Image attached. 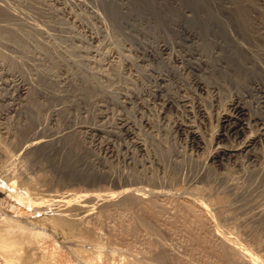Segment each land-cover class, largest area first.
<instances>
[{
	"label": "rangeland",
	"instance_id": "obj_1",
	"mask_svg": "<svg viewBox=\"0 0 264 264\" xmlns=\"http://www.w3.org/2000/svg\"><path fill=\"white\" fill-rule=\"evenodd\" d=\"M14 1L0 3V198L14 181L33 203L7 194L0 220L40 234L23 230L15 264H247L244 248L264 264V0ZM219 146L233 150L210 157Z\"/></svg>",
	"mask_w": 264,
	"mask_h": 264
},
{
	"label": "bare ground",
	"instance_id": "obj_2",
	"mask_svg": "<svg viewBox=\"0 0 264 264\" xmlns=\"http://www.w3.org/2000/svg\"><path fill=\"white\" fill-rule=\"evenodd\" d=\"M6 1H7V0H6ZM8 1H9V0H8ZM12 1H13V0H11L10 4L13 3ZM15 1H16V0H15ZM15 1H14V2H15ZM17 1H18V0H17ZM17 1H16V2H17ZM31 1H34V0H31ZM41 1H42V0H41ZM46 1H47V0H46ZM3 2H4V1H3ZM16 2H15V3H16ZM38 2H39V1H38ZM0 3H2V0L0 1ZM4 3H5V2H4ZM8 3H9V2H8ZM8 3H7V6L9 5ZM15 3H14V4H15ZM18 3H19V2H18ZM33 3H34V2H33ZM33 3H32V4H33ZM40 3H43V2H40ZM44 4H45V2H44ZM2 5H3V4H2ZM2 5H0V6H2ZM11 5H12V4H11ZM20 5H21V4H20ZM23 5H24V4H23ZM3 6H4V5H3ZM3 6H2V7H3ZM12 6H13V5H12ZM21 6H22V5H21ZM21 6H20V7H21ZM25 6H26V5H24L23 7H25ZM27 6H28V5H27ZM33 6H34V4H33ZM5 7H6V4H5V6H4V9H5ZM14 7H17V6H14ZM14 7H10V6H8V8H14ZM30 7H31V6H30ZM30 7H29V8H30ZM37 7H38V6H37ZM6 8H7V7H6ZM17 8H18V9H17ZM17 8H16V10H17L18 12H17V11H16V12L19 14V16H22V14L20 15V13H19L20 11L22 12V10H20L21 8H20V9H19V7H17ZM32 8H33V7H32ZM32 8H31L30 10H32ZM34 8H35V7H34ZM0 9H1V7H0ZM2 9H3V8H2ZM2 9H1V10H2ZM22 9H23V8H22ZM24 9H25V8H24ZM37 9H38V8H37ZM39 9H41V8H39ZM39 9H38V10H39ZM10 10H11V9H10ZM12 10H13V9H12ZM12 10H11V11H8V12H12ZM35 10H36V9H35ZM25 11H26V10H24V12H25ZM27 11H28V10H27ZM27 11H26V12H27ZM46 11H47V10H46ZM8 12H6V14H8ZM16 12H15V13H16ZM24 12H23V13H24ZM30 12H31V11H29V13H30ZM32 13L35 14L33 11H32ZM12 14H14V13H11V16H12ZM16 15H17V14H16ZM23 15H24V14H23ZM17 16H18V15H17ZM26 16H27V15H26ZM5 17L7 18V16H5ZM8 18H10V17H8ZM13 18H14V16H13ZM10 19H11V18H10ZM14 19H15V18H14ZM22 19H24V18H22ZM22 19H20V20H22ZM15 20H16V19H15ZM25 21H26V20H25ZM14 22H15V23H20V22H18L17 20L14 21ZM21 22H22V21H21ZM23 22H24V21H23ZM15 25H16V24H15ZM13 28H15V27H13ZM6 30H7V29H6ZM6 30H5V31H6ZM14 30H15V29H14ZM227 33H228V32H227ZM0 34H1V33H0ZM2 34H3V33H2ZM228 35H230V34H228ZM3 36H4V34H3ZM263 78H264V77H263ZM261 80L264 81L262 78H260V80H258V82H260ZM3 81H4V80H3ZM5 83H6V82H5ZM5 83H4V84H5ZM7 83H8V82H7ZM262 85H264V82L262 83ZM263 87H264V86H263ZM18 89H19V88H18ZM17 93H18V92H17ZM19 95H20V94H19ZM19 95H18V97H19ZM237 96L240 97L239 95H237ZM2 98H3V97H2ZM21 98H22V96H21ZM3 99H4V98H3ZM232 99H233V98H232ZM0 100H1V99H0ZM244 107H245L244 104H241V102H240L239 99H238V100L235 99V100L232 101V108H233L232 110H234V112L237 114V116H243V115L245 114V110H244L245 108H244ZM14 110H15V109H14ZM223 113H224V112H223ZM226 115H227V113H226ZM229 115H230V114H229ZM234 115H235V114H234ZM222 116H223V115H222ZM230 116L232 117L233 115H230ZM223 117H225V115H224ZM226 118H227V117H226ZM226 118H225V119H226ZM229 118H230V117H229ZM236 118L238 119L239 117H236ZM227 119H228V118H227ZM241 119H242V117H241ZM239 120H240V119H239ZM239 124L242 125L240 122H239L238 124L235 123L234 125L231 126V129L237 127ZM243 124H244V123H243ZM245 124H246V123H245ZM245 124H244V125H245ZM244 125L241 126V129H243ZM246 126H247V125H246ZM246 126H245V127H246ZM235 129H236V128H235ZM241 129H240V130H241ZM244 129H245V128H244ZM236 130H237V129H236ZM243 131H244V130H243ZM243 131H242V132H243ZM192 132H193V131H192ZM240 132H241V131H240ZM238 133H239V132H238ZM243 133H244V132H243ZM131 134H132V133H131ZM236 134H237V133H236ZM223 135H224V133H222V132H221V133H217V134L215 135V138L219 140ZM134 136H135V134H134ZM249 136H250V135H249ZM192 137H193V138H197L198 141H196V142H198V143L201 141L200 138H198L197 135H196L195 133L192 134ZM233 137H234V136H233ZM246 139H247V140H246ZM246 139H245V142H246V143L244 144L243 147H247V145H249L250 143H252L251 141H253L254 137H253V138H252V137H248V138L246 137ZM135 140H136V139H135ZM135 140H134V141H135ZM216 145H217V144H216ZM242 145H243V144H242ZM139 146H141V145H139ZM222 146H223V145H222ZM4 147H5V146H4ZM219 147H220V146H219ZM2 148H3V147H2ZM241 148H242V147H241ZM3 149H4V148H3ZM216 149H217V147H216ZM214 150H215V149H214ZM231 150H233V149L226 148V147H220V148H218V149H217V150H216V151H215L210 157H212V158H214V157H220L221 155L228 154ZM5 151H6V150L4 149L3 152H5ZM1 153H2V151H1ZM6 175H7V174H6ZM0 176H1V174H0ZM12 176H14V175H12ZM12 176H11V177H12ZM256 176H257V175H256ZM7 177H8V176H7ZM12 179H13V178H11V180H12ZM7 180H8V179H7ZM11 180L9 179L8 181H11ZM15 180H16V179H15ZM24 183H25V182H24ZM14 184L16 185V183H14V181L10 182V184H7L6 182H2V185H3V186H5V187L7 186L6 188L4 187L5 189L3 190V191H6V196H7V194H8V195H11V196H15V197H14V198H15L14 201H15L16 199H18V200H21V202H22V200L25 201L24 198H26V201H28L29 203L27 202V204H26V203H25V204H26L27 208H29V206H31V203H33V202H32L33 197L29 196V194H28L27 192H24L25 194L21 193L20 191H14V192L12 193L11 191H13V189L16 187V186L14 187ZM25 184H26V186H27L28 183H25ZM17 186H19V185L17 184ZM131 186H132V185H131ZM27 187H29V188H27V189H30V188L32 189V186H31V185H29V186H27ZM38 187H39V186H38ZM2 188H3V187H2ZM7 188H8V190H7ZM16 188H18V187H16ZM34 188H35V186H34ZM42 188H43V187H42ZM131 188H132V189H135L134 187H131ZM31 189H30V190H31ZM123 189H124V188H123ZM126 189H129V188H126ZM132 189H129V190H127V191L130 192V190H132ZM136 189H137V188H136ZM136 189H135V190H136ZM16 190H17V189H16ZM18 190H19V189H18ZM46 190H47V189H46ZM3 191H2V192H3ZM27 191H28V190H27ZM31 191H32V190H31ZM34 191H36V190H35V189L33 190V193L35 194ZM38 191H40V190H38ZM54 191H56V190H54ZM123 191H125V190H123ZM132 191H133V190H132ZM136 191H138V190H136ZM136 191H135V192H136ZM146 191H147V190H146ZM40 192H41V191H40ZM49 192H50V191H49ZM121 192H122V191H121ZM135 192H134V193H135ZM139 192H140V191H139ZM150 192H152V191H150ZM33 193H32V194H33ZM44 193H45V192H44ZM50 193H51V192H50ZM54 193H56V192H54ZM130 193H131V192H130ZM144 193H145V192H144ZM146 193H147V192H146ZM146 193H145V194H146ZM164 193H165V192H164ZM170 193H171V192H170ZM0 194H1V193H0ZM30 194H31V193H30ZM56 194H57V193H56ZM61 194H62V193H61ZM136 194H137V193H136ZM139 194H140V193H139ZM142 194H143V191H142ZM142 194H141V195H142ZM150 194H151V193H150ZM161 194H162V193H161ZM173 194H174V193H173ZM173 194H172V195H173ZM176 194H177V193H176ZM185 194H186V193H185ZM188 194H189V193H188ZM45 195H46L47 197H48V196H51V195H48L47 193H46ZM45 195H43V196H45ZM53 195H55V194H53ZM69 195H70V194H69ZM76 195H79V194H76ZM76 195H74V196H76ZM141 195H140V197H142ZM147 195H148V193H147ZM1 196H2V195H0V197H1ZM6 196H4L3 199H4ZM11 196H10V197H11ZM56 196H58V195H56ZM63 196H65V195H63ZM63 196H62V197H63ZM79 196H80V195H79ZM100 196H101V195H100ZM144 196H146V195H143V197H144ZM179 196H180V195H179ZM186 196H189V195H186ZM10 197H9V198H10ZM38 197H39V196H38ZM47 197H46V198H47ZM52 197H53V196H52ZM54 197H55V196H54ZM59 197H60V196H59ZM59 197H58V198H59ZM34 198H35V197H34ZM40 198L42 199V197H40ZM43 198H44V197H43ZM46 198H44V199H46ZM158 198H159V197H158ZM179 198H180V197H179ZM1 199H2V198H0V200H1ZM3 199H2V201H3ZM44 199H43V200H44ZM51 199H52V198H51ZM59 199H60V198H59ZM61 199H62V198H61ZM96 199H98V198L96 197ZM171 199H172V198H171ZM180 199H182V198H180ZM187 199H188V201L192 202L195 206H197V207H198L200 210H202V211H205V210L208 209V206H207L208 204L205 203L204 201L200 200V198L198 199V198H196V197L193 198V197L190 196V197H187ZM4 200H5V201H4V203H5V202H6V199H4ZM8 200H9V199H8ZM10 200H11V198H10ZM36 200H37V199H36ZM38 200H39V198H38ZM38 200H37V201H38ZM69 200H70V198H69ZM69 200H68V203H70ZM75 200H76V199H75ZM176 200H177V199H176ZM2 201H1V202H2ZM24 201H23V202H24ZM26 201H25V202H26ZM39 201H40V200H39ZM39 201H38V202L34 201V202H35V204H36V203L39 204ZM64 201H65V203H67V200H64ZM70 201H73V200H70ZM11 202H13V201L11 200ZM11 202H10V203H11ZM17 203H19V202H17ZM61 203H62V202H61ZM71 203H72V202H71ZM71 203H70V205H71ZM75 203H76V204H79V208H80L82 211H86L87 209H90L89 207L87 208V205H86V204H84V203L82 204V202L80 203V201H79V203H77V202L75 201ZM2 204H3V202H2ZM8 204H9V203H8ZM25 204H24V206H25ZM29 204H30V205H29ZM40 204H41V201H40ZM63 204H64V203H63ZM6 205H7V203H6ZM6 205H3V206L5 207ZM9 205H11V204H9ZM9 205H8V206H9ZM44 205H45V204H44ZM1 206H2V205H1ZM13 206H15V204H14ZM13 206L11 205V206H9V207H13ZM16 206H17V205H16ZM18 206H19V205H18ZM90 206H91V205H90ZM9 207H8V208H9ZM21 207H22V206H21ZM32 207H33V206H32ZM34 207H35V206H34ZM34 207H33V208H34ZM37 207H39V206L36 205V208H37ZM66 207H67V206H66ZM76 207H78V206H76ZM33 208L30 209V213H33V212H31V210H32V211H33V210H36V209H33ZM48 208H49V207H48ZM91 208H92V207H91ZM209 208H210V207H209ZM2 209H3V208H2ZM13 209H14V208H13ZM19 209H20V208H19ZM21 209H22V208H21ZM37 209H38V208H37ZM40 209H41V207H40ZM58 209H59V208H58ZM67 209H68V208H67ZM9 210H10V208H9ZM9 210L7 209L6 211H9ZM11 210H12V209H11ZM11 210H10V213L15 212L14 214H16V216H17V212H18V217H19V213H20L19 211H21V210H19V211H17V212H16L15 210H12V211H11ZM16 210H17V209H16ZM23 210H24V209H23ZM23 210L21 211V213L23 212L22 215H25ZM38 210H39V209H38ZM38 210H37V211H38ZM49 210H50V208H49ZM70 210H71V209H69L68 211H70ZM37 211H36V212H37ZM72 211H73V210H72ZM87 211H88V210H87ZM36 212H35V213H36ZM40 212H41V210H40ZM7 213H8V212H7ZM21 213H20V215H21ZM28 213H29V212H28ZM37 213H39V211H38ZM57 213H58V212H57ZM57 213L55 214L56 216H54V217L52 218V221H51V222H53L56 226H57V225H59V226H60V225H61V226H64L65 229H66V231L69 230V232H70V230L72 231L74 228H76V224H75V222H73L71 219L68 220V219L66 218V215H64V213H62V212H60V213H58V214H57ZM4 214H5V213H4ZM9 215H10V214H9ZM26 215H27V214H26ZM32 215H33V214H32ZM38 215H39V214H38ZM41 215H42V213H41ZM53 215H54V214H53ZM204 215H206V214H204ZM210 215H211V214H210ZM7 216H8V214H7ZM29 216H31V215L29 214ZM63 216H65V218H64ZM3 217H4V218L1 217V220H0V227H1V228H0V254H1L2 256L5 257V258H3V259H6L5 262H6L7 264H15V262H14V261H15L14 257H15L16 255L18 256V253H17L18 248H16L17 244H19V243H21V242H23V241L25 242V240H28L27 238H30V239H32V238H37V237H34V235H35L36 233H38V235H40V234H39L38 230H36L37 228H36L35 230H34V229H32V230L29 229L28 226H30V228H32L31 225L25 224V225H26V226H25V225H22V223H21V224H17V223L19 222V221H18L19 218H18V220H17V223H16V221H15L16 224L14 223L15 226H16V227H15L14 224L12 223V221H13L15 218H14V219L12 218V219H11L12 221H11V220L9 219V218H10V217H9L8 219L11 221V222H10L9 220H6V215L3 216ZM22 217H23V216H22ZM208 217H209V216H208ZM210 217H211V216H210ZM29 218H30V217H29ZM68 218H69V217H68ZM79 218H80V217H79ZM25 219H26V218L24 217V220H25ZM81 219H82V216H81ZM90 219H91V218H90ZM87 220H88V219H87ZM25 221H26V220H25ZM28 221H29V220H28ZM36 221H37V220H36ZM32 222H33V221H32ZM84 222H85V221H84ZM30 223H31V221H29V224H30ZM85 223H87V221H86ZM31 224H32V223H31ZM39 224H40V223H39ZM39 224H38V225H39ZM2 225H3V226H2ZM33 226H34V225H33ZM86 226H89V225L87 224ZM25 228H28L27 230H30L31 232L34 230V232H32V234L34 233L33 236H32V235L23 234V230H24ZM61 228H62V227H61ZM78 228H79V227H78ZM78 228H77L75 231H72V232H76L77 230H79ZM38 229H39V228H38ZM44 229H45V227H44ZM63 229H64V228H63ZM90 229H91V228H90ZM214 229H215V228H214ZM25 230H26V229H25ZM25 230H24V231H25ZM40 230H41V227H40L39 231H40ZM91 230H92V229H91ZM30 231H29V233H30ZM43 231H45V230H43ZM59 231H60V230H59ZM63 232H64V230H63ZM69 232H66V233H67L68 235L71 236L72 232H70V233H69ZM79 232H80V233H79ZM79 232L73 233V234H74L73 236H75L77 233L81 234V232H82V235H84V234H83L84 231H79ZM52 233H53V232H52ZM52 233H51V234H52ZM9 234H10V235H9ZM42 234H43V232H42ZM64 234H65V233H64ZM86 234H87V233H86ZM216 234H217V232H216ZM218 234H220V233L218 232ZM36 235H37V234H36ZM38 235H37V236H38ZM43 235H44V234H43ZM43 235H42V236H43ZM65 235H66V234H65ZM77 235H78V234H77ZM223 235H224V234H223ZM31 236H32V238H31ZM47 236H48V234H47L45 237H47ZM73 236H71V237H73ZM78 236H80V235H78ZM78 236H77V237H78ZM84 236H86L87 238H85ZM84 236H82V237H84L83 239H87V240H88V238H89V241H87V243L89 242V244H91L90 247L93 246V245H92V242H94V244H95L96 240H94V241L90 240V239H91V238H90L91 235H89L90 237H88V235H84ZM220 236H222V235H220ZM224 236L227 237V235H224ZM38 237H39V236H38ZM40 237H41V236H40ZM52 237H53V236H52ZM71 237H70V238H71ZM75 237H76V236H75ZM93 237H94V236H93ZM93 237H92V238H93ZM68 238H69V237H68ZM222 238H223V236L221 237V239H222ZM224 238H225V237H224ZM224 238H223V240L225 241L226 238H225V239H224ZM229 238H230V237H229ZM229 238H228V239H229ZM41 239H43V238H41ZM47 239H48V238H47ZM33 240L36 241L37 239H36V240L33 239ZM51 240H52V239H51ZM62 240H63V239H62ZM41 241H42V240H41ZM41 241H40V242H41ZM64 241H65V240H64ZM72 241H73V240H72ZM74 241H75V240H74ZM78 241L80 242L79 245L82 244V246H83V247L80 246V247H81V250L84 248V246H85V247H88V246H86V245H83V243H84L85 241L83 242V240H82V242H83V243H82L81 240H79V237H78ZM97 241H98V240H97ZM228 241H229V242H227V243H230V244L232 243V244H234L233 242H230V240H228ZM233 241H234V240H233ZM26 242H27V241H26ZM32 242H33V241H32ZM40 242H39V243H40ZM69 242H70V240H69ZM90 242H91V243H90ZM27 243H28V242H27ZM30 243H31V242H30ZM36 243L39 244L38 241H36ZM52 243H53V242H52ZM66 243H68V242H66ZM98 243H99V242H98ZM24 244H25V243H24ZM40 244H41V243H40ZM71 244H72V243H71ZM85 244H86V243H85ZM230 244H229V245H230ZM240 244H241V243H240ZM22 245H23V244H22ZM46 245H47V244H46ZM62 245H63V244H62ZM235 245H236V244L231 245V246H234V247H235V248H233V249H237ZM20 246H21V245H20ZM23 246H24V245H23ZM25 246H26V245H25ZM71 246H72V245H71ZM98 246H99V245H98ZM237 246H238V245H237ZM32 247H33V246H32ZM40 247H42V246L40 245ZM60 247H61V246H60ZM94 247H95V246H94ZM94 247H93V248H94ZM49 248H50V247H49ZM49 248H48V249H49ZM240 248H241V246H240ZM50 249H51V248H50ZM87 249H88V248H87ZM97 249H98V248H97ZM97 249L95 248V250H97ZM248 249H249V248H248ZM19 250H21V249L19 248ZM99 250H100V249H99ZM241 250H242V249H241ZM24 251H25V250H24ZM38 251H39V249H38ZM38 251H37V252H38ZM46 251H48V250H46ZM54 251H56V250H54ZM68 251H70V250H68ZM71 251H72V250H71ZM234 251H235V250H234ZM242 251H243V255L245 254V255H246L245 257L248 258L247 261H248L249 263L246 262L247 264H250V263H251V264H254V261H259V259H257V258L255 257V255H253L252 253H249V251L246 252L247 250H246L245 248H244ZM242 251H241V252H242ZM27 252H28V251H27ZM42 252H43V250H42ZM60 252H61V251H60ZM72 252H73V251H72ZM74 252H79V251H77V250L75 251V250H74ZM83 252H87V251H83ZM123 252H124V251H123ZM14 253H15V254H14ZM16 253H17V254H16ZM31 253H32V252H31ZM79 253H80V255H82L81 252H79ZM105 253H106V252H105ZM235 253H236V252H235ZM238 253H239V252H238ZM12 254H14V256H13ZM44 254H45V253H44ZM50 254H52V253H50ZM73 254H74V253H73ZM77 254H78V253H77ZM236 254H237V253H236ZM251 254H252L253 256H252ZM22 255H23V254H22ZM33 255H34V254H33ZM62 255H63V254H62ZM70 255H71V254H70ZM74 255H75V254H74ZM74 255H73V256H74ZM80 255H79V257H81ZM84 255H85V254H84ZM84 255L82 256V257H84L83 259H85V257H86V256H84ZM90 255H91V254H90ZM106 255H107V254H106ZM238 255H239V254H238ZM240 255L242 256V253H241ZM73 256H72V257H73ZM18 257H20V254H19ZM27 257H29V255H28ZM58 257H59V256H58ZM68 257H69V256H68ZM79 257H77V258L79 259ZM82 257H81V258H82ZM22 258H23V257H22ZM30 258H31V257H30ZM53 258H54V257H53ZM60 258H61V257H60ZM86 258H89V257H86ZM90 258L93 259V257H90ZM94 258H95V257H94ZM104 258H105V257H104ZM247 258H246V259H247ZM254 258H256V259L253 260ZM26 259H27V258H26ZM48 259H49V258H48ZM48 259H47V260H48ZM54 259H55V258H54ZM67 259H68V258H67ZM67 259H65V260H67ZM78 259H77V260H78ZM108 259H109V258H108ZM244 259H245V258H244ZM27 260H29V258H28ZM79 260H80V259H79ZM85 260H86V259H85ZM93 260L96 261V258L93 259ZM106 260H107V259H106ZM109 260H110V259H109ZM17 261H18V259H17ZM29 261H30V260H29ZM40 261H42V260H40ZM43 261H44V260H43ZM58 261H59V260H58ZM62 261H63V260H62ZM67 261H69V260H67ZM86 261H87V260H86ZM88 261H89V262H90V261L92 262V260H89V259H88ZM88 261L85 262V263L88 264V263H89ZM65 262H66V261H65ZM78 262H80V261H78ZM99 262H100V261H99ZM112 262H114V261H112ZM120 262H121V261H120ZM18 263H19V262H18ZM40 263H41V262H40ZM57 263H58V262H57ZM75 263H76V262H75ZM80 263H81V262H80ZM93 263H95V262L93 261ZM109 263L111 264V261H110ZM256 263H257V262H255V264H256ZM16 264H17V262H16ZM41 264H42V263H41ZM61 264H63V263H61ZM64 264H66V263H64ZM81 264H83V263H81ZM89 264H91V263H89ZM96 264H98L97 261H96ZM114 264H115V263H114ZM118 264H119V262H118ZM121 264H122V263H121ZM129 264H131V263H129ZM257 264H258V263H257ZM259 264H260V262H259Z\"/></svg>",
	"mask_w": 264,
	"mask_h": 264
}]
</instances>
